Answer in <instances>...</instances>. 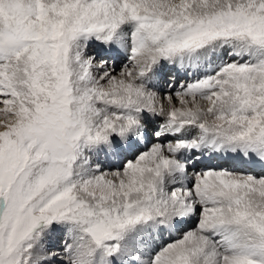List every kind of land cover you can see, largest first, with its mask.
<instances>
[{"label": "snow or ice", "instance_id": "6c2138e0", "mask_svg": "<svg viewBox=\"0 0 264 264\" xmlns=\"http://www.w3.org/2000/svg\"><path fill=\"white\" fill-rule=\"evenodd\" d=\"M0 264H264V0H0Z\"/></svg>", "mask_w": 264, "mask_h": 264}]
</instances>
